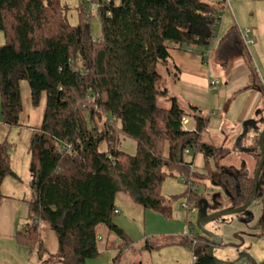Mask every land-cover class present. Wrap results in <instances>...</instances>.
I'll return each mask as SVG.
<instances>
[{"label":"trees","instance_id":"1","mask_svg":"<svg viewBox=\"0 0 264 264\" xmlns=\"http://www.w3.org/2000/svg\"><path fill=\"white\" fill-rule=\"evenodd\" d=\"M91 1L100 3L99 39L92 35V7L89 12L84 1L79 22L72 25L63 0H0V31L5 38L0 46L2 122L11 128L21 126L22 82L28 83L34 106L45 98L43 122L31 141L37 156L36 196L16 239L41 258L42 229L48 227L58 242L57 253L48 260L56 258L61 264H91L104 255L101 227L119 243L116 256L105 264H121L125 253L135 250L113 220L119 213L120 193L144 209L161 210L164 181L180 174L184 182L190 181L184 193L186 208L197 209L200 219L203 199L208 200V214L226 210L224 198L215 194L207 199L205 192H199L201 185L206 181L222 185L228 209L242 207L253 195L262 158V130L250 127L241 145L252 149L254 171L246 164L239 169L221 166V160L240 150L207 143L210 116L171 92L180 73L172 51L185 50L206 59L212 49L224 12L217 0ZM129 143L135 146L132 152ZM11 148L9 141L0 144V203L2 183L14 174ZM186 153L192 161L185 160ZM199 155L205 161L200 171L193 167ZM210 159L215 160L214 168ZM263 183L264 168L254 204L215 222L241 221L251 230L252 242L263 238ZM257 207L259 216L254 212ZM190 231V238L178 244L191 251L192 264H216L210 256L212 239ZM164 246V239L146 240L137 251ZM223 246L221 240L215 252Z\"/></svg>","mask_w":264,"mask_h":264},{"label":"crops","instance_id":"2","mask_svg":"<svg viewBox=\"0 0 264 264\" xmlns=\"http://www.w3.org/2000/svg\"><path fill=\"white\" fill-rule=\"evenodd\" d=\"M222 24L225 26L220 32ZM221 25L206 59L185 50L172 51L180 73L170 86L171 92L178 96L180 102L197 106L209 115V127L222 131L225 137L236 132L239 126L243 127L248 120H254L257 128L263 130L264 3L259 0H230V5L224 9ZM246 28L252 29L255 39L254 46L249 49L241 38V31ZM213 81L218 83L215 89L211 88ZM21 90V126L11 128L2 122L0 116V144L5 141L12 144L10 159L14 172L4 179L1 186L0 264H53L48 259L57 253L58 242L48 227L43 226L42 229L45 252L41 258L16 239V234L27 224L30 202L36 196L37 156L31 148V141L34 132L41 127L45 113L44 97L36 107L27 82L21 83ZM127 146L128 151H134L133 144ZM260 211L261 208L257 207L255 215L259 216ZM247 229L241 221L231 220L227 224H219L218 232L214 233L220 235L225 244L221 248H226L234 244L254 243L256 240H250L251 230ZM112 259L108 252L105 263ZM258 264H264V260Z\"/></svg>","mask_w":264,"mask_h":264},{"label":"rangeland","instance_id":"3","mask_svg":"<svg viewBox=\"0 0 264 264\" xmlns=\"http://www.w3.org/2000/svg\"><path fill=\"white\" fill-rule=\"evenodd\" d=\"M83 1L85 2L84 6H87L89 12L92 7V35L94 39H99L102 36V28L100 18L96 14V9L100 6V3H93L91 0H63V3L69 7V22L72 25L78 24L80 6ZM259 2L264 3L262 0H259ZM116 3L119 4V0H116ZM226 11H229V9ZM224 26L225 24L221 25L220 32L224 29ZM4 43V34L0 31V46L4 45ZM253 46L254 45L251 47ZM163 72L162 70V73ZM164 105L167 104L164 103ZM243 129L242 126H239L236 128V132L227 135L228 139H226L227 137H225L222 131L209 127L205 133L204 139L209 144L226 146L233 150L237 147V140L243 133ZM227 134H230V132H227ZM191 157L192 156L188 153L184 156L186 161H192ZM244 164H246L247 168L252 170V173L256 166V161L249 153L242 151H232L230 156L220 161L221 166L235 167L236 169L241 168ZM203 165H205L204 158L202 155H199L195 159L193 167L200 171ZM210 166L211 168L215 167L214 159H210ZM187 180V182H184L180 174H175L174 176L166 178L163 183L162 193L164 196V203L161 210L144 209L133 202L128 195L124 193L118 195L116 204L120 213L115 214L113 220L127 233L135 248V250L131 249L129 252L127 251L125 253L121 264H131L135 261H142L143 264H192L193 256L191 251L187 247L178 244V241L190 238L188 235L190 228L194 229L195 232L200 231L199 211L197 209L190 210L186 208L188 198L184 193L190 187L189 178H187ZM205 183V185L200 186L199 192H205L204 195L207 199H213L215 194L219 195V197L224 198V208L228 209L230 203L227 201L224 187L222 185L214 186L209 181ZM219 224V222L215 221L209 222L206 225V229L213 233L218 232L217 226ZM99 231L101 234L100 238H102L99 244L104 255L94 262L95 264H105L108 252H110L112 257L116 256L117 245H119V243L114 239V236L109 233L106 227H101ZM160 239H164L166 242V246L161 249L152 250L151 252L137 251V249L143 248L146 240L156 242ZM107 245L110 246L108 251L106 250ZM246 254H251L257 262L263 261L264 237L258 238L254 243H245L243 245L234 244V246L217 249L215 257L221 261L232 263L243 259ZM51 262H53V264H61L56 258L52 259ZM245 264L251 263L247 262Z\"/></svg>","mask_w":264,"mask_h":264},{"label":"water","instance_id":"4","mask_svg":"<svg viewBox=\"0 0 264 264\" xmlns=\"http://www.w3.org/2000/svg\"><path fill=\"white\" fill-rule=\"evenodd\" d=\"M243 127H244V131L237 140V148L242 152L249 153L252 151V149L247 148V147H243L241 145V141L247 136L250 127L255 129V128H257V125H256L254 120H248L244 123ZM259 143H260V150H261L262 158H261L259 167H258V169L256 171V175H255L253 195H252V197L248 203H246L244 206L236 208V209H226V210L216 211V212L208 214V200L203 199L200 201V204L203 205L201 208L200 214L203 215V217H201L199 219V222H200L199 223V229L202 233L206 234L207 236H209L212 239V243L210 246V256L212 258H214L216 264H245L247 262H249L251 264H258V262L250 254H246L243 257V259H241L237 262H232V263H228V262L221 261V260L217 259L215 257V248L217 245H219L221 243L222 238L220 235H217L213 232L208 231L206 229V225L209 222L218 220L220 218L234 216L236 214L245 212L256 201L257 193H258V187H259V176H260V174L264 168V129L262 130V132L260 134ZM250 219H252V216H250Z\"/></svg>","mask_w":264,"mask_h":264},{"label":"built area","instance_id":"5","mask_svg":"<svg viewBox=\"0 0 264 264\" xmlns=\"http://www.w3.org/2000/svg\"><path fill=\"white\" fill-rule=\"evenodd\" d=\"M110 1V0H109ZM217 3L219 4V11L223 12L225 7L230 5V0H217ZM241 38L244 43V45L249 49L252 45L255 44V39L253 36V31L251 28H246L243 31H241ZM261 83L264 84V77H261ZM218 83L216 81L211 82V88L215 89L216 85ZM184 123L188 124V120L184 119ZM261 189L264 192V183L261 185ZM192 234V232L189 230V236Z\"/></svg>","mask_w":264,"mask_h":264}]
</instances>
